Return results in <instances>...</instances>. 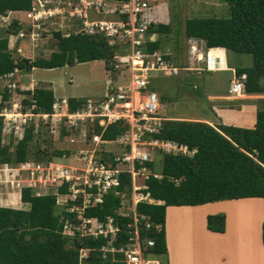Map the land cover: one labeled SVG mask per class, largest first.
Wrapping results in <instances>:
<instances>
[{"label": "trees", "instance_id": "16d2710c", "mask_svg": "<svg viewBox=\"0 0 264 264\" xmlns=\"http://www.w3.org/2000/svg\"><path fill=\"white\" fill-rule=\"evenodd\" d=\"M227 2L228 16L189 17L185 21L184 33L187 37L203 40L207 48L223 47L232 52L251 55L252 64L236 65V74L242 72L247 74L245 92L263 93L264 0ZM30 6L31 0H0V14H5L9 10H25ZM22 27V23L14 19L1 31L0 75L15 69L21 72L31 70L33 67L52 69L96 59L104 60L106 68L113 71L115 46L109 45L105 37L85 34L65 36L58 28L53 32L57 40L56 50L48 57H38L28 60L27 63H24V58L16 60L8 47L9 36H16ZM170 29V23L151 22L145 31L146 50L160 51V37L167 35ZM152 33H156L158 38L151 40ZM165 57L171 59L172 55L166 54ZM180 66L183 64L180 63ZM154 87L151 86L153 89ZM16 92L24 95L23 111L33 104L34 112L51 111L54 100L51 88L18 87ZM1 94L0 111L4 100H9L11 92L4 87ZM160 99L164 100L163 96ZM69 103L70 110H75L81 107L83 101L70 97ZM172 116L164 115L159 130L151 133V137L176 141L196 151L191 155L160 151L161 161L158 170L163 176L155 178L150 175L146 179V189L153 198L163 200L164 203L141 201L135 206L136 212L146 215L151 222L148 229L142 222L140 232L142 236L154 239L155 245L150 251L156 254L166 252L165 210L168 205H199L248 197L264 199V108L257 109L253 127L220 122L214 125L206 121ZM126 126L123 121L111 123L105 128L102 137L112 140L123 133ZM64 128L63 136L70 133ZM92 128L98 132L102 126L96 121ZM34 135V126L30 122L25 127L22 138L15 140L16 142L10 139L3 143L0 124L1 167L5 163L18 164L29 161L36 153L42 155L33 158L35 161L39 159L48 161L53 156L69 154L67 149H53L51 152L38 149L33 153L29 145L33 142ZM101 159L112 161L113 153L106 151ZM145 165L156 171L154 160L145 162ZM119 178L120 185L116 188L118 193L111 190L103 195L101 203L83 210L85 217H93L99 221H105L110 215L116 217L120 230L113 240L110 234L94 237L80 233L67 236L63 233L66 221L80 222L77 212L68 211V206L74 202L81 205L83 200V194L79 193L74 202L71 200L68 204L57 202L58 195L69 192L68 182L58 185L56 192L51 191L43 195H35L34 188H22L21 200L29 204V209L0 206V264H125L123 253L111 252L109 249L110 240L118 247L127 242L133 229L128 226L133 221L132 216L118 214L119 209L123 208L124 195L131 193V174L124 171L119 174ZM224 224V214L207 216V228L212 231L223 232ZM261 237L264 243V221L261 226ZM83 249L88 251L85 256H82Z\"/></svg>", "mask_w": 264, "mask_h": 264}, {"label": "rangeland", "instance_id": "374dc122", "mask_svg": "<svg viewBox=\"0 0 264 264\" xmlns=\"http://www.w3.org/2000/svg\"><path fill=\"white\" fill-rule=\"evenodd\" d=\"M160 2V6L158 5L154 7V16L158 9L161 12V20L170 23L171 27L170 32L167 35L160 37V52L163 54L171 53L173 62L179 66L180 63H183L190 57L196 68L191 69V71H193V76L190 75L189 79H184L180 76L185 74V72H190V69L187 68L178 69L173 72H159L158 75L154 74V77L152 78H157V80H151L150 85L154 87L155 82L154 89L157 91L158 101L161 100H159L161 95L164 98V100H161L164 101L162 108L156 112L157 116L159 114L168 115L173 113L184 118H192L200 115L201 112L209 115V111L214 110L211 104L215 103V100H219L218 102L225 100L227 103L224 104V106L229 110L233 108V106L239 108V105L242 102L245 103L244 101L255 102L260 108H264V92L247 95L243 89L241 95H237V97L231 95H225L221 98H213L212 96L207 97V93L211 91H222V93L227 94L228 87L230 86L229 84L231 83L229 82L230 77L229 79L224 80L225 78L223 75L217 76L215 73L209 72L205 70V68L203 69V67L200 68V51H203V48L199 47V45H202V42L196 38H188L184 33L185 21L189 17L228 16L229 5L227 0H160ZM15 15L21 17V14ZM60 23H46L44 28L49 29L48 32L46 29H42V32H46V35L41 33L39 37L33 39L28 35L24 37L10 35L8 47L14 58H16V60L24 58V63H27L28 60H34L38 57H48L53 50H56L55 45L57 40L55 39L53 32L59 28ZM8 26L6 20H0V34L1 31ZM150 38L155 39L156 35L152 34ZM209 52L212 56L216 55L221 58L225 66H223V70L227 69L226 59L230 69H233L231 65L250 66L252 64V57L249 54H239L229 50H227L225 54L224 49L221 48L211 49ZM189 66H191V63H189ZM121 67L123 70L126 68L125 71L128 72L129 66L126 65L125 67ZM34 69L35 68L32 69L31 73L25 72L28 73L27 75H29V78L33 79L34 75L37 80L48 78L57 95H66L67 97L98 98L99 95L105 93L107 81L108 79H111L110 70L105 68V62L102 60L76 62L71 65L52 69ZM212 70H214L213 67ZM226 72H232V70ZM23 73L24 72L21 71H15L11 78L0 80V101L2 99L1 92L4 86L9 82L16 84V87L10 91L11 96L9 100H4V105L0 111V124L2 126L3 137L2 142L6 143L10 139L13 140V142H16L15 140L22 138L25 127L31 122L34 126L35 135L33 142L29 147L32 149L33 153L34 151L37 152L38 149L40 151L47 150L49 152L53 149H67L69 150V154L66 156H53L48 161H42L40 159L35 161L33 158H37L38 154L36 153L29 161L18 164H9L10 171L7 172L6 175L2 172L3 176L0 178V206L17 209H29V204L21 200V190L24 187L34 188L33 184H36L38 189L36 190V188H34L37 192L35 193V190L33 191L35 195H43L51 191L56 192L58 184L52 179V175L55 171L51 174L52 170L50 169H56L57 167H60L61 164H66L71 167L72 172L78 168H85V162L80 163L79 160L74 161L75 159L73 157L78 151L83 150L94 152L95 158L97 160H102V155L106 151L115 154L125 152L128 149L117 143L101 145L92 142L88 138L87 133L90 126V122L88 121H82L75 128L65 127L70 133L64 136L62 135V129L64 128L62 124L59 125L51 122L44 123L37 117H31V119H27L24 123V118L20 115V110L23 112L22 99L24 98V95H20L16 92V88L20 87L25 89L26 87L24 85L27 84V81H23L24 85H22L20 81V77ZM232 75L233 72L229 74V76ZM26 76L22 77V79H26ZM262 81L264 82V79ZM214 82L216 83V86H214ZM186 84L190 86L185 88L184 86ZM26 88H28V86ZM230 104L233 106H230ZM14 105L17 107L15 108ZM218 108L219 111L222 110V107ZM249 111L250 110H248L246 114L243 112V118L240 119L241 121H244L246 125L252 123ZM98 133H100V131H98ZM138 144L139 146L141 145L140 143ZM159 152L160 151L156 147H152L150 150V157L151 160H154V168L156 169V171H152L151 168L147 166V169L151 172L159 173L158 167L159 162L161 161V153ZM40 155L42 154H39L38 157ZM137 168H140V165ZM148 170L143 169V172L147 174ZM134 178L136 185L143 183L142 181L144 180V177L141 173ZM57 199L60 204H67L69 202L68 194L58 195ZM123 200V208H120L119 211L126 213V215H130L131 210L134 208L131 194L127 196L125 194ZM70 208H73V206ZM241 210L243 211V207ZM219 213L226 214L224 211ZM196 216L200 217L199 215ZM207 216L206 218H203V228L205 229L203 234L197 232L198 227H194V224L189 221L187 228L180 227V230L176 229L169 253H167V251L164 253H155L153 258L157 259L159 264H171V260L172 264H221L220 262L226 258V254L222 255L223 251L219 245L216 246L217 254L215 256H211L210 252H205L206 245L203 247L204 250H199L193 254L192 242L206 241L209 239L215 240V237L217 236V231H212L207 228ZM244 216L245 215L242 217L244 218ZM233 218L234 220L230 219L231 221H229L230 227L233 225L235 226L236 224L239 225V219H237L236 216ZM247 218L245 217L244 219ZM91 222L92 224H95L94 219ZM224 228L226 229V221ZM193 229L195 232L194 234H191L190 230ZM63 233L68 236L69 234H72V229L69 230L68 228H65ZM174 245L177 247H174ZM87 252L86 249H83L82 256L87 255Z\"/></svg>", "mask_w": 264, "mask_h": 264}, {"label": "built area", "instance_id": "2783aa9c", "mask_svg": "<svg viewBox=\"0 0 264 264\" xmlns=\"http://www.w3.org/2000/svg\"><path fill=\"white\" fill-rule=\"evenodd\" d=\"M150 9L148 0H31V6L28 9L9 10L5 14H0V20H6L8 25L14 19L22 23L23 27L18 31L17 37L28 35L32 39L43 33L42 29L46 23L55 24L60 21L61 23L64 21L73 23L76 25L75 28L73 27V32L102 35L109 45L115 46L114 69L129 66L130 76L127 84L110 83L105 97L86 98L81 107L75 110H70L67 98L59 97L53 100L51 111L48 113L34 112L32 110L35 107L34 104L23 112L20 110L24 123L31 117H37L44 123L51 122L62 124L67 128H75L82 121H88L90 126L87 133L92 142L101 145L117 143L128 148L125 152L113 153L112 161L97 160L94 152L81 150L73 158L74 161L85 162V168H78L72 172L71 167L61 164L56 169H50L51 174L55 171L52 175L55 183L58 185L63 182L69 183V192L64 194H68L69 200L74 202L79 193L83 194L81 205L74 202L71 204L73 208L68 206V211H76L80 220L78 223L65 222L64 229H72V234L69 235L80 233L97 237L100 234H110L112 240L120 230L118 219L110 215L105 221H99L93 217H85L83 210L93 204L101 203L103 195L111 190L118 193L116 188L120 185L119 174L124 171L131 172L130 194L134 208L130 213L133 221L128 226L133 228L132 233L127 238V242L118 247H115L110 240L109 247L111 252L118 251L124 254L125 264H159V261L153 258L154 252L150 251V248L155 245L154 239L142 236L140 232L142 222L146 229L151 227V222L146 215L138 214L135 209L137 202L151 203L154 201L150 193L145 190L146 184L143 182L136 185L134 178L137 174H144L143 165L145 161L151 159V148L156 147L165 153L193 154L195 152L184 144L170 140L146 139L144 135L146 131L152 132L158 129L160 118L156 112L162 108L157 93L147 89L151 71L170 69V64L167 59L163 58V54L146 50L143 36L152 22L149 16ZM15 14H21V17ZM44 29L47 32L49 30ZM135 58L141 61V67H133ZM205 61L207 68L214 67L218 63L216 56H210L209 52L206 53ZM15 71L18 69L0 75V80L11 78ZM246 78L245 72L235 75L231 80L229 93L240 94L244 89ZM4 87L11 91L16 84L9 82ZM14 107L17 106L14 105ZM96 121L102 126L100 133L92 128ZM117 121H123L127 125L126 129L112 140L104 139L102 134L105 128ZM138 143L141 145L139 146ZM136 165H140V168ZM144 177L146 178L147 174ZM33 185L37 190L36 184ZM36 190L35 193H37ZM118 214L126 215L121 211H118ZM93 219L95 224L91 222ZM103 249L107 250L104 247Z\"/></svg>", "mask_w": 264, "mask_h": 264}, {"label": "crops", "instance_id": "0c3cea01", "mask_svg": "<svg viewBox=\"0 0 264 264\" xmlns=\"http://www.w3.org/2000/svg\"><path fill=\"white\" fill-rule=\"evenodd\" d=\"M149 4L151 6V9L149 11V16L152 20V22H162V23H166L165 20H161L160 14L161 12L157 9L156 10V15L154 16V7L156 6H160L161 2L160 0H148ZM164 21V22H163ZM74 25L73 23L71 24L70 22H62L61 24H59V28L61 29V32H63V35L68 36L70 34H83V33H76L73 32ZM156 35V38H158V35L156 33H152ZM151 34V35H152ZM44 35V34H43ZM150 35V37H151ZM144 39L145 38V34H144ZM188 38H193V37H188ZM151 39V38H150ZM155 39H151V40H155ZM202 45L200 44L199 47L203 48V51L201 50V65L200 68L203 67V69L205 68V70L215 73V75L217 76H224V80L229 79V82H231V80L233 79L234 75H236V65H231V67H233V69L229 67L228 65V61L226 59V68L225 70H221V68L219 69L220 66V58L218 56H216V59L218 60V63L216 64V69L214 70H208L206 68V62H205V55L206 52H209V50L211 48H223V47H211V48H207L205 47V43H203L204 41L201 40ZM226 54L227 49L223 48ZM157 52H160L158 50H155ZM154 52V51H153ZM161 53V52H160ZM163 54V53H161ZM171 54V53H166ZM166 54H163V58L167 59L169 64H170V69H168L167 71H177L178 69H190V72H185V74L180 75L181 78L184 79H189V76L192 75L193 76V71H191L192 68H196V66L193 64L192 59L189 57H187L188 59L185 60L182 64L183 66H178L177 64H175L172 60V58L168 59L165 57ZM96 60H102V59H96ZM96 60H92V61H96ZM104 61V60H102ZM189 61V62H188ZM91 62V61H90ZM189 63H191V66H189ZM193 65V67H192ZM64 67V66H63ZM35 68L34 70H37V68L39 67H33ZM32 68V69H33ZM106 68V66H105ZM31 70L28 71H23L31 73ZM109 70V69H107ZM126 70V68H125ZM123 70V68H118V69H114L113 71L110 70V77L111 79H108L107 81V86L105 87V93L103 95H99L98 98H103L105 97L106 93H107V88L108 85L110 83H120V84H126L129 76H130V70L125 71ZM195 70V69H194ZM233 72L232 76H229L230 73L232 72H226V71H231ZM159 72L162 73H166V71H151V78L150 81L152 79V77H154V74L158 75ZM22 74L20 77V81L21 84H23V81H27V84H25L24 86H28V88L33 89L36 86H42V87H47V88H51L54 92V99L56 97L59 98H67L69 100L70 97H67L66 95H57V93L55 92L54 87H52L51 82L48 78L46 79H40L37 80V78L34 75V78H29V75H27L28 73ZM184 73V72H183ZM220 73V74H218ZM27 75V76H26ZM26 76V79H22V77ZM161 77V75H160ZM201 77V76H200ZM47 80V81H46ZM215 81V80H214ZM214 86H216V83L214 82ZM230 85V84H229ZM190 85L186 84L184 87L188 88ZM194 86V85H193ZM191 86V87H193ZM215 88V87H214ZM216 89V88H215ZM148 90L151 91H155L157 93V91L153 88H151L150 86V82H149V88ZM207 97H213V98H221L224 97L225 95H231V96H237V95H233L229 93V87H228V92L226 93H222V91L220 92H208L207 93ZM245 94L250 95L251 93H247L245 92ZM162 96V95H161ZM76 99L82 100L84 101L86 99V97H74ZM93 98V97H91ZM160 100V98H159ZM219 100H215V103L211 104L212 108L214 110L209 111V115H207L206 113H200V115L198 116H194L192 118H184L182 116H178L175 115L173 113L168 114V115H173V118H179V119H191V120H199V121H206L210 124H217L218 122L223 123V124H228V125H238V126H243V127H253L255 124V113L257 111L258 108H260L255 102H251V101H244L245 103H241L239 105V108H235L232 104H230V106L232 105L233 108H231L230 110L228 108H226L224 106V104H226L227 102H225V100L218 102ZM162 106L164 101H159ZM218 107H222V110L219 111ZM79 108V107H77ZM249 111L250 116L252 118V123L249 125H246V123L244 121H241L240 119H242V115H244V113L246 114ZM244 112V113H243ZM158 117L160 118V126L162 123V120L165 118L164 115H158ZM241 121V122H239ZM241 123V124H240ZM160 126L158 127L157 130H154L152 132H145V136L146 139H158V140H167V139H159V138H154L151 137V133L157 132L160 128ZM172 141V140H170ZM176 142V141H174ZM177 143V142H176ZM159 150V149H158ZM195 150V149H193ZM160 151V150H159ZM196 151V150H195ZM191 155V154H189ZM3 167H1L0 165V178L3 176L2 174L4 173L5 175L7 174V172H9L10 170V166L9 164L5 163L2 164ZM126 167V165H124ZM3 172V173H2ZM155 203H159L162 204L164 203L163 200H158V199H154ZM14 201V200H12ZM243 207V211L241 210ZM224 211L226 214V229L224 232H216L217 236L215 234V240H202V241H196V242H192V249H193V254H195L196 252H198L199 250H204L203 247L206 245L205 248V252H210L211 256H215L217 254L216 251V246L219 245L220 248L222 249L223 254H226V258H224V260L222 262H220L221 264H264V243L262 242V237H261V226H262V222L264 219V199L260 198V197H248V198H239V199H229V200H221V201H214V202H208V203H204V204H199V205H168L166 207L165 210V237H166V251L167 253H169L170 250V246L172 245V241L174 239L175 236V231L180 230V227H185L187 228L188 222H192L194 224V227L197 226L198 230L197 232L203 234V232L205 231V229L203 228L204 223H203V218L209 214H217L219 212ZM195 214V215H194ZM199 215L200 217L196 216ZM244 216V218H248L244 219L242 216ZM237 217V219H239V225H233L230 227V219L234 220L233 217ZM198 217V218H197ZM227 223H228V228H227ZM191 234H194L195 230H190ZM174 247H177L176 245H174ZM205 253V254H206ZM155 254V253H154ZM168 255V254H167ZM170 255V254H169ZM171 264H172V260H171ZM219 264V263H217Z\"/></svg>", "mask_w": 264, "mask_h": 264}, {"label": "clouds", "instance_id": "9594fccd", "mask_svg": "<svg viewBox=\"0 0 264 264\" xmlns=\"http://www.w3.org/2000/svg\"><path fill=\"white\" fill-rule=\"evenodd\" d=\"M44 34H46V33H44ZM207 53V52H206ZM206 56V55H205ZM215 56V55H214ZM206 62V61H205ZM217 64V63H216ZM216 64L214 65V69H216ZM206 66V68H207V64L205 65ZM212 68V67H211ZM211 68H207L208 70H211ZM237 75V74H236ZM243 90V89H242ZM241 90V91H242ZM240 93H242V92H240ZM231 94V93H230ZM239 95V94H238ZM162 152V151H161ZM151 159H149L148 161H150ZM145 162H147V161H145ZM145 162H144V165H143V167L145 168V170H148L147 168V165H145ZM137 167H139V165H137ZM150 168V167H149ZM151 170L152 171H154L152 168H151ZM143 171V170H142ZM144 174H142L143 175V177H144V175L146 174L145 172H143ZM130 174H131V172H130ZM154 174H157L158 176H155ZM139 174H137V175H135V176H138ZM150 175H152V176H154L155 178H162V174L159 172V173H155V172H151V171H149L148 170V173H147V177L145 178L144 177V180L142 181V182H144L145 184H146V179L150 176ZM146 186H147V184H146ZM146 191H147V189H145ZM148 192V191H147ZM151 196V195H150ZM151 198L154 200L155 198H153L152 196H151ZM143 202V201H142ZM138 203V202H137ZM136 203V204H137ZM148 203H150V202H148ZM151 203H155V200L153 201V202H151ZM135 209H136V207H135Z\"/></svg>", "mask_w": 264, "mask_h": 264}, {"label": "bare ground", "instance_id": "6f19581e", "mask_svg": "<svg viewBox=\"0 0 264 264\" xmlns=\"http://www.w3.org/2000/svg\"><path fill=\"white\" fill-rule=\"evenodd\" d=\"M209 55L210 56H212L211 55V53L209 52ZM141 61L140 60H138V59H134V61H133V67L134 68H139V67H141ZM223 66H224V62L221 60V58H220V67H219V69L221 68V70H223L224 68H223ZM225 67V66H224ZM211 70H212V68H211ZM239 95H241V93L239 94ZM237 97V96H236ZM127 127V126H126Z\"/></svg>", "mask_w": 264, "mask_h": 264}]
</instances>
